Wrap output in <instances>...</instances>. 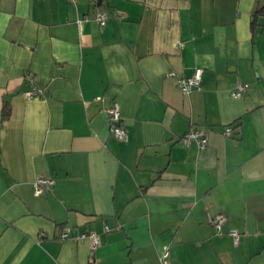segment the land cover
Instances as JSON below:
<instances>
[{
    "label": "crops",
    "instance_id": "0c3cea01",
    "mask_svg": "<svg viewBox=\"0 0 264 264\" xmlns=\"http://www.w3.org/2000/svg\"><path fill=\"white\" fill-rule=\"evenodd\" d=\"M194 129L204 148L183 144ZM39 177L54 184L35 197ZM163 247L170 264H264V1L0 0V264H161Z\"/></svg>",
    "mask_w": 264,
    "mask_h": 264
},
{
    "label": "built area",
    "instance_id": "2783aa9c",
    "mask_svg": "<svg viewBox=\"0 0 264 264\" xmlns=\"http://www.w3.org/2000/svg\"><path fill=\"white\" fill-rule=\"evenodd\" d=\"M93 3H97L98 0H91ZM74 2V0H71ZM107 15L102 10H97L94 14V19L102 28L105 25ZM201 70L195 69L192 75L188 78H178L177 85L178 88L183 95L189 94L192 90L199 89V82L201 78ZM25 80L30 81L32 86L29 91L24 93L26 98H32L38 96L40 94V90L37 89L34 85L32 80L29 76L24 77ZM246 84L236 83L234 88L230 91V95L233 98L240 97L243 92L247 89ZM107 120L109 123V132L110 134L117 139L118 141H126L127 134L124 129L120 126V112L119 106L117 103H111L105 110H104ZM233 132L231 127H227L223 131V135L229 137ZM191 141H195L199 148H204L207 143V135L204 130L202 129H194L189 130L182 136V142L185 146H187ZM54 181L52 179L39 177L32 183V194L35 197L40 196L45 191L50 190L53 187ZM227 221V218L224 214H216L212 217L208 218V224L214 229L217 234L221 233L223 224ZM104 231H108L107 228H104ZM228 235L231 237L233 244L238 243L239 235L236 231H229ZM58 238L60 240L71 239L75 242H83L86 241L89 246L90 255L94 253V251L100 246L101 241L99 235L94 232H83L78 233L72 231L71 229L64 227L58 234ZM167 248L163 247L160 252V262L161 264H170L167 261Z\"/></svg>",
    "mask_w": 264,
    "mask_h": 264
},
{
    "label": "trees",
    "instance_id": "16d2710c",
    "mask_svg": "<svg viewBox=\"0 0 264 264\" xmlns=\"http://www.w3.org/2000/svg\"><path fill=\"white\" fill-rule=\"evenodd\" d=\"M264 1V0H263ZM99 6H100V4H99Z\"/></svg>",
    "mask_w": 264,
    "mask_h": 264
}]
</instances>
